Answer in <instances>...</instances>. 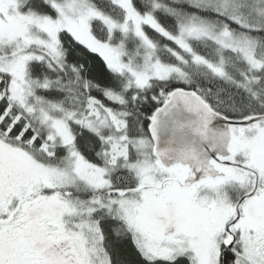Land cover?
Returning <instances> with one entry per match:
<instances>
[{
  "label": "snow or ice",
  "instance_id": "1",
  "mask_svg": "<svg viewBox=\"0 0 264 264\" xmlns=\"http://www.w3.org/2000/svg\"><path fill=\"white\" fill-rule=\"evenodd\" d=\"M0 264H264V0H0Z\"/></svg>",
  "mask_w": 264,
  "mask_h": 264
}]
</instances>
